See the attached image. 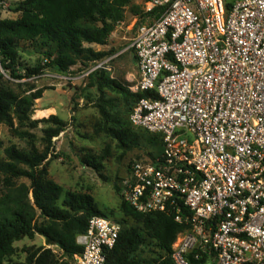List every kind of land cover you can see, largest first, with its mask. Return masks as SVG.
<instances>
[{"label":"built area","instance_id":"obj_1","mask_svg":"<svg viewBox=\"0 0 264 264\" xmlns=\"http://www.w3.org/2000/svg\"><path fill=\"white\" fill-rule=\"evenodd\" d=\"M164 8L130 40L138 66L134 128L162 152L135 163L122 199L186 225L175 264H264V0H153ZM114 58L95 62L94 72ZM0 74L12 79L0 66ZM121 225L90 218L72 264H108ZM63 261V251L51 249Z\"/></svg>","mask_w":264,"mask_h":264},{"label":"trees","instance_id":"obj_2","mask_svg":"<svg viewBox=\"0 0 264 264\" xmlns=\"http://www.w3.org/2000/svg\"><path fill=\"white\" fill-rule=\"evenodd\" d=\"M3 2L0 0V6ZM128 8L135 15L141 14L140 6L134 5L133 0H22L11 8L18 18L2 19L0 12V66L17 80L38 75L45 67L61 73H67L78 63L91 67L109 54L86 44L107 45L116 26L124 21ZM163 10L154 8L144 16L157 19ZM22 42L34 46L44 57L45 66L23 67L19 55ZM92 73L101 93L98 107L105 120L106 134L117 141L124 153L149 148L147 155L154 161L162 152L161 136L134 128L116 112L114 100L105 98V89L118 92L126 103L131 101L132 110L141 98L152 94H134L128 88H120L103 70ZM2 80L5 78L0 74V125L14 128L17 123L19 127L36 128L40 120L31 117L43 91L21 95L1 85ZM48 122L53 126L43 131L42 150L34 144L32 134L23 132V136L30 138V147L20 149L12 145L4 150L5 158L0 159V264L16 253V241L25 237L34 239L36 235L44 237L47 245L58 246L63 251V261L56 263L52 251L40 247L29 249L25 262L16 264H72L74 255L83 252L76 239L86 232L90 218H110L90 194L64 192L49 177L47 163L52 155L53 139L65 130L66 123L55 115ZM3 145L0 138V149ZM83 163L98 172L102 169L94 156L84 157ZM20 179H27L30 184L19 183ZM120 209L138 226H121L117 244L107 254L108 264H175L172 245L187 226L164 213L141 214L123 199ZM153 246L158 252L151 258L145 250Z\"/></svg>","mask_w":264,"mask_h":264},{"label":"rangeland","instance_id":"obj_3","mask_svg":"<svg viewBox=\"0 0 264 264\" xmlns=\"http://www.w3.org/2000/svg\"><path fill=\"white\" fill-rule=\"evenodd\" d=\"M22 0H4L0 6L2 19H16L18 14L11 8ZM153 0H133V4L140 6L141 14L135 15L128 8L125 19L118 24L111 34L107 45L95 46L96 51H104L109 55L106 58L114 59L104 64L103 70L107 76L115 80L120 88L133 86L137 78L138 66L135 56L131 50H127L130 40L136 29L145 23L154 20L146 17L148 5ZM20 63L23 67L35 68L45 66L44 57L39 54L29 42H22L19 46ZM93 66V65H91ZM89 64L78 63L67 73H61L54 68L45 67L38 75L25 77L17 80L6 79L1 85L14 90L21 95H29L37 90L43 91V97L35 102L32 120H40L37 127L27 129L19 127L15 123L14 128L0 125V138L4 145L0 149V159L5 158L4 150L12 145L20 149L30 147V138L22 135L29 132L34 136L33 142L40 150L43 149L44 130L52 127L48 122L50 116L55 115L66 123L65 130L53 139L52 155L47 163L49 177L59 184L64 192L90 194L98 204L101 211L112 220L121 224L122 228L138 226L133 220L124 216L120 206L122 203V180L126 176L131 164L150 162L147 149L135 150L124 153L118 148L117 141L106 134L105 120L100 114L99 99L101 93L95 86L93 77L95 74L89 72ZM26 71L23 69L22 74ZM105 98L114 100L121 116L130 122L133 103H126L123 96L118 92L105 89ZM86 156H94L101 163L102 169L96 171L83 163ZM19 183L27 185V179H20ZM0 189H2V177L0 176ZM32 199V195H30ZM16 253L7 259L5 264H16L25 262L28 250L31 248L44 247L47 245L44 237L36 235L34 239L22 238L14 243ZM147 256H154L158 252L153 247L146 248ZM55 262L60 263L58 255Z\"/></svg>","mask_w":264,"mask_h":264},{"label":"crops","instance_id":"obj_4","mask_svg":"<svg viewBox=\"0 0 264 264\" xmlns=\"http://www.w3.org/2000/svg\"><path fill=\"white\" fill-rule=\"evenodd\" d=\"M86 46H87V47H92V48H94V47H95V46H92V45H88V44H86Z\"/></svg>","mask_w":264,"mask_h":264}]
</instances>
